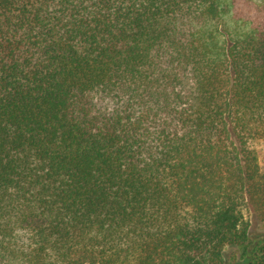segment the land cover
Returning <instances> with one entry per match:
<instances>
[{"label":"trees","instance_id":"trees-1","mask_svg":"<svg viewBox=\"0 0 264 264\" xmlns=\"http://www.w3.org/2000/svg\"><path fill=\"white\" fill-rule=\"evenodd\" d=\"M260 139L264 0H0V264H264Z\"/></svg>","mask_w":264,"mask_h":264},{"label":"rangeland","instance_id":"rangeland-1","mask_svg":"<svg viewBox=\"0 0 264 264\" xmlns=\"http://www.w3.org/2000/svg\"><path fill=\"white\" fill-rule=\"evenodd\" d=\"M250 146L255 151L261 170L264 171V139L252 141L250 142ZM263 209L264 208L259 206H252L247 212L249 235L251 238L258 235H264V215H261V211H263ZM225 254L226 264H230L228 259L232 261V258H234L233 261H235V263L241 261V250L229 247L226 248Z\"/></svg>","mask_w":264,"mask_h":264}]
</instances>
